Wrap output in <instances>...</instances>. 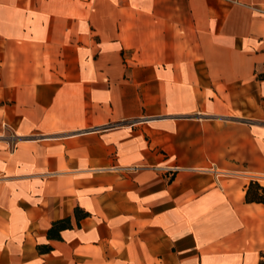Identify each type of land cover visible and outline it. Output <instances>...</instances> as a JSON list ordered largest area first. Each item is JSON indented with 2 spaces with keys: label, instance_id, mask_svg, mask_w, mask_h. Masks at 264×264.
<instances>
[{
  "label": "crops",
  "instance_id": "1",
  "mask_svg": "<svg viewBox=\"0 0 264 264\" xmlns=\"http://www.w3.org/2000/svg\"><path fill=\"white\" fill-rule=\"evenodd\" d=\"M250 180L264 0H0V264H258Z\"/></svg>",
  "mask_w": 264,
  "mask_h": 264
},
{
  "label": "trees",
  "instance_id": "2",
  "mask_svg": "<svg viewBox=\"0 0 264 264\" xmlns=\"http://www.w3.org/2000/svg\"><path fill=\"white\" fill-rule=\"evenodd\" d=\"M245 199L247 202H259L264 204V185L260 184L257 180H250L246 187ZM75 215L77 217V220H79L81 217L87 215V212L81 211L78 207H76ZM70 226L71 223L69 217L54 220L48 228V237L60 238V231ZM39 248L43 250H48L50 246L45 245L43 248ZM258 264H264V251L260 253V259Z\"/></svg>",
  "mask_w": 264,
  "mask_h": 264
},
{
  "label": "rangeland",
  "instance_id": "3",
  "mask_svg": "<svg viewBox=\"0 0 264 264\" xmlns=\"http://www.w3.org/2000/svg\"><path fill=\"white\" fill-rule=\"evenodd\" d=\"M262 183L264 184V181H262Z\"/></svg>",
  "mask_w": 264,
  "mask_h": 264
}]
</instances>
